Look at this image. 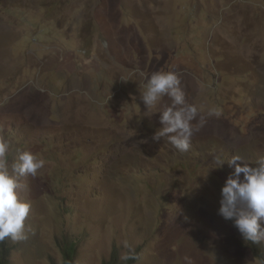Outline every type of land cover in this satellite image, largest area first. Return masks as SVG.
<instances>
[{
	"label": "rangeland",
	"instance_id": "obj_1",
	"mask_svg": "<svg viewBox=\"0 0 264 264\" xmlns=\"http://www.w3.org/2000/svg\"><path fill=\"white\" fill-rule=\"evenodd\" d=\"M136 69L179 76L188 151L152 139ZM0 132L45 160L11 264H262L218 208L228 158L264 156V0H0Z\"/></svg>",
	"mask_w": 264,
	"mask_h": 264
},
{
	"label": "clouds",
	"instance_id": "obj_2",
	"mask_svg": "<svg viewBox=\"0 0 264 264\" xmlns=\"http://www.w3.org/2000/svg\"><path fill=\"white\" fill-rule=\"evenodd\" d=\"M138 77L145 81L140 100L145 106V115L159 113L161 127L152 137L159 141H167L180 152L190 148L194 131L193 121L198 116V108L187 104L185 93L180 86V78L174 71H157L146 76L139 69L130 70L122 81H133ZM43 91V89H40ZM171 100L170 106L162 111L156 109L163 98ZM218 115V113H217ZM205 119L200 116L199 126ZM10 143L0 132V241L10 238L13 241L26 239V224L31 211V203L21 198V191H27V184L21 178L36 176L44 167L45 160L31 150H22L15 161L9 163L8 153ZM215 168L225 163V158L217 156ZM227 163L233 168L220 189L218 214L225 220H231L244 241L252 244L264 243V156L259 157L254 164L249 163L239 154L228 158ZM134 258V250L121 256V260Z\"/></svg>",
	"mask_w": 264,
	"mask_h": 264
},
{
	"label": "trees",
	"instance_id": "obj_3",
	"mask_svg": "<svg viewBox=\"0 0 264 264\" xmlns=\"http://www.w3.org/2000/svg\"><path fill=\"white\" fill-rule=\"evenodd\" d=\"M242 240H239V243L248 247V249L251 251L252 255L258 259H260L261 263L264 264V245L263 244H252L250 242L245 241V243L241 242ZM12 249V247L9 244L8 238H5L4 240L0 241V264H11L9 260V251ZM64 264H71L72 259L75 254V246L74 245H68L64 250ZM130 259L126 263H121L119 261L117 251L114 249L107 261L102 262V264H131L132 261L135 259Z\"/></svg>",
	"mask_w": 264,
	"mask_h": 264
}]
</instances>
